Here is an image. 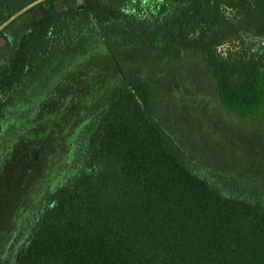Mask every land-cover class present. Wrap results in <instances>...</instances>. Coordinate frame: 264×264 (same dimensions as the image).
<instances>
[{"label":"trees","instance_id":"trees-1","mask_svg":"<svg viewBox=\"0 0 264 264\" xmlns=\"http://www.w3.org/2000/svg\"><path fill=\"white\" fill-rule=\"evenodd\" d=\"M35 1L0 0V25L20 12L4 29L31 15L12 50L0 47V135L6 107L38 100L45 72L109 56L119 78L84 164L45 195L17 264H264V179L227 181L199 165L161 128L155 81L163 61L188 55L222 105L264 119V49L242 47L264 0ZM115 11L121 28L110 32L102 20Z\"/></svg>","mask_w":264,"mask_h":264},{"label":"rangeland","instance_id":"rangeland-1","mask_svg":"<svg viewBox=\"0 0 264 264\" xmlns=\"http://www.w3.org/2000/svg\"><path fill=\"white\" fill-rule=\"evenodd\" d=\"M19 13L0 25V47L6 45L4 50L11 51L21 32L28 28L30 14H26L28 22L23 27L25 15H19L4 29ZM33 13L40 15V7H34ZM122 16L115 11L102 22L115 32L121 28L118 24ZM243 40L242 47L250 51L264 49V19L255 23ZM170 60L157 67L155 77L161 128L209 173L227 181L235 180L231 174L263 180L264 119L238 115L222 105L204 64L183 54ZM71 63L56 74H42V84L37 88L40 91L30 92L34 95L37 91L38 100L36 96H20L3 112L0 264H17L45 195L71 180L84 164V142L102 116L108 97L105 89L119 78L109 56L98 62L90 59L77 73L79 58Z\"/></svg>","mask_w":264,"mask_h":264},{"label":"water","instance_id":"water-1","mask_svg":"<svg viewBox=\"0 0 264 264\" xmlns=\"http://www.w3.org/2000/svg\"><path fill=\"white\" fill-rule=\"evenodd\" d=\"M77 1L79 4H81L83 2V0H77ZM0 42H1V40H0Z\"/></svg>","mask_w":264,"mask_h":264}]
</instances>
